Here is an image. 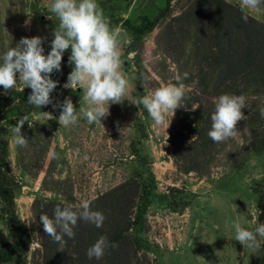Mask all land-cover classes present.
I'll use <instances>...</instances> for the list:
<instances>
[{
	"label": "rangeland",
	"instance_id": "rangeland-1",
	"mask_svg": "<svg viewBox=\"0 0 264 264\" xmlns=\"http://www.w3.org/2000/svg\"><path fill=\"white\" fill-rule=\"evenodd\" d=\"M195 1L170 0L153 28L127 43L131 36L122 21L137 26L142 16L152 19L165 0H97L110 26L121 30V60L129 82L123 102L109 105L101 126L89 124L82 113L76 125H59L61 108L53 104H62L69 97L78 112L89 107L83 100L84 88H65L67 82L50 94L53 104L33 106L23 114V102L14 101L19 110L10 109L0 117V136L7 143L6 164L15 180L16 216L29 231L33 199L41 205L54 200L76 208L82 200H91L129 180L138 185L137 195H146L148 200L142 225L134 231L146 246L139 252V264H264V238L258 237L261 247L254 250L235 240L233 228L234 222L248 230L264 223V118L259 119L264 91L250 89L242 94L245 119L237 123V134L216 143L207 156H199L202 168L187 172L174 161L168 141L171 129L179 126L175 115L168 113L165 123L156 125L147 110L136 104L161 83L175 84L184 60V70L188 67L190 44L185 32L179 36L184 55L178 66L169 49L168 29L171 18ZM223 1L264 23V11L243 10L240 0ZM50 2L0 0V57L22 37L44 38L42 47L47 55L59 24L49 11ZM65 55H70V49ZM72 68L70 65V71ZM24 87L17 79L9 92ZM9 92L0 91V103ZM41 112L53 119L47 120ZM23 116L28 119L21 132L28 144L18 147L12 140V126ZM181 135L187 137L185 143L194 137L191 129ZM52 152L57 159L52 158ZM33 230L27 264L39 257ZM11 240L12 234L0 217V244Z\"/></svg>",
	"mask_w": 264,
	"mask_h": 264
},
{
	"label": "trees",
	"instance_id": "trees-1",
	"mask_svg": "<svg viewBox=\"0 0 264 264\" xmlns=\"http://www.w3.org/2000/svg\"><path fill=\"white\" fill-rule=\"evenodd\" d=\"M169 2L165 0V6L152 19L142 16L137 26L123 20L122 23L129 28L131 40L150 31ZM243 16L247 17L246 21ZM168 33L169 49L175 53L177 64L184 55L179 36L184 34L190 44L188 67L184 70V60L177 74L181 77L188 74V78L182 80L186 86L184 98L174 112L179 126L171 129L168 140L174 161L187 172L202 168L198 157L207 156L206 153L216 146L208 137L215 98L225 93L239 96L250 89L264 91V23L223 0H197L171 18ZM69 56H63L61 70L51 74L58 86L67 82L71 72ZM0 91L5 92L1 86ZM30 93L31 89L24 87L5 94L0 103V117L10 109L19 110L18 104H12L19 100L24 104L23 114H28L33 108L27 102ZM203 101H206L205 105ZM186 129H191L194 135L188 143H185L187 137L181 135ZM6 156L7 143L0 136V217L12 234L11 241L0 244V264H27L26 253L32 242L33 229L39 256L33 264H139V252L146 246L134 231L142 225L148 200L146 195H137V184L124 181L89 200L91 208L105 217L102 227L78 220L74 238L63 237L66 243L61 252L60 245L43 231L39 216L47 214L51 217L57 205L61 208L67 205L54 200H46L41 205L33 199L30 206L32 230L20 224L15 212V180L9 174ZM73 210L79 209L73 207ZM101 235L115 247L106 249L102 259L90 260L86 255L87 249Z\"/></svg>",
	"mask_w": 264,
	"mask_h": 264
},
{
	"label": "clouds",
	"instance_id": "clouds-1",
	"mask_svg": "<svg viewBox=\"0 0 264 264\" xmlns=\"http://www.w3.org/2000/svg\"><path fill=\"white\" fill-rule=\"evenodd\" d=\"M264 0H240L243 10L264 11L261 6ZM49 11L59 20L53 31L51 50L44 54V38L22 37L15 47H10L0 57V86L5 91L17 85V79L22 81L25 88L31 89L27 102L37 108L53 104L50 94L57 88L58 82L51 78V74L61 70V61L66 50L70 49L69 63L73 65L67 77L65 88L80 85L84 88L83 100L89 105L87 109L78 112L71 98L65 97L60 107L59 125H76L82 113L89 124L98 123L102 117L108 115L110 104H120L128 91V80L122 66V42L120 29L112 28L105 17L97 0H51ZM242 19L247 20L246 16ZM131 43V39L127 40ZM188 74L177 76L176 84L161 83L151 95H143L137 101L142 105L156 125H163L168 113L174 115L185 95V84ZM107 105V108L104 106ZM245 108L243 95L222 94L215 98L214 111L211 114V128L208 137L215 143L223 142L237 134V123L245 119L242 109ZM47 120L52 115L41 112ZM264 118V108L260 110ZM28 117L23 116L12 126V140L18 147H26L28 139L21 132ZM168 126L170 120L167 122ZM168 128V127H167ZM103 129V128H102ZM57 159L56 153H50ZM73 210V205L61 208L57 205L53 215L41 214L39 220L43 231L60 245L63 251L67 236L74 238V228L78 220L102 227L105 220L100 211L91 208V201L82 200ZM235 240L241 245L257 250L261 247L258 237L264 238V223H258L254 230L242 227L240 222H234ZM115 247L110 244L106 236L101 235L92 246L87 249L88 259L100 260L106 249Z\"/></svg>",
	"mask_w": 264,
	"mask_h": 264
},
{
	"label": "water",
	"instance_id": "water-1",
	"mask_svg": "<svg viewBox=\"0 0 264 264\" xmlns=\"http://www.w3.org/2000/svg\"><path fill=\"white\" fill-rule=\"evenodd\" d=\"M125 63V62H124Z\"/></svg>",
	"mask_w": 264,
	"mask_h": 264
}]
</instances>
